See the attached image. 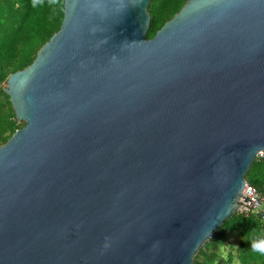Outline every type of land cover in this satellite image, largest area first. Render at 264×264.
I'll return each instance as SVG.
<instances>
[{"label":"water","instance_id":"1","mask_svg":"<svg viewBox=\"0 0 264 264\" xmlns=\"http://www.w3.org/2000/svg\"><path fill=\"white\" fill-rule=\"evenodd\" d=\"M65 0L4 82L0 264H194L264 152V0Z\"/></svg>","mask_w":264,"mask_h":264},{"label":"trees","instance_id":"2","mask_svg":"<svg viewBox=\"0 0 264 264\" xmlns=\"http://www.w3.org/2000/svg\"><path fill=\"white\" fill-rule=\"evenodd\" d=\"M187 0H152L148 36L153 37ZM65 0H0V145L18 129L19 122L10 95L4 90L7 77L28 66L42 45L57 32L64 18ZM247 182L264 196V155L253 161ZM238 231L240 241L224 255L229 232ZM264 264V217L234 212L201 247L194 264Z\"/></svg>","mask_w":264,"mask_h":264},{"label":"built area","instance_id":"3","mask_svg":"<svg viewBox=\"0 0 264 264\" xmlns=\"http://www.w3.org/2000/svg\"><path fill=\"white\" fill-rule=\"evenodd\" d=\"M259 155H264V152ZM243 196L242 205L238 211L246 214L256 213L264 217V196L253 185L246 182Z\"/></svg>","mask_w":264,"mask_h":264},{"label":"rangeland","instance_id":"4","mask_svg":"<svg viewBox=\"0 0 264 264\" xmlns=\"http://www.w3.org/2000/svg\"><path fill=\"white\" fill-rule=\"evenodd\" d=\"M240 233L238 231L235 232H229L226 236V245L222 248V252L224 255H228V253L231 251V248H235V246L238 245L240 241ZM232 264H243L241 263L237 258H235L234 262Z\"/></svg>","mask_w":264,"mask_h":264}]
</instances>
